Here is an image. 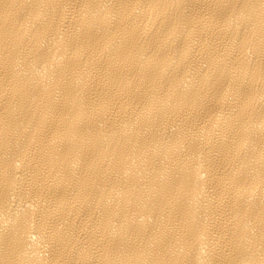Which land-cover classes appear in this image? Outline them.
Listing matches in <instances>:
<instances>
[{"label": "bare ground", "instance_id": "obj_1", "mask_svg": "<svg viewBox=\"0 0 264 264\" xmlns=\"http://www.w3.org/2000/svg\"><path fill=\"white\" fill-rule=\"evenodd\" d=\"M0 264H264V0H0Z\"/></svg>", "mask_w": 264, "mask_h": 264}]
</instances>
